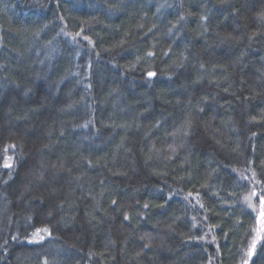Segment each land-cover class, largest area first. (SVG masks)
Masks as SVG:
<instances>
[{"label": "trees", "instance_id": "obj_1", "mask_svg": "<svg viewBox=\"0 0 264 264\" xmlns=\"http://www.w3.org/2000/svg\"><path fill=\"white\" fill-rule=\"evenodd\" d=\"M261 12L0 0V264H264Z\"/></svg>", "mask_w": 264, "mask_h": 264}, {"label": "snow or ice", "instance_id": "obj_2", "mask_svg": "<svg viewBox=\"0 0 264 264\" xmlns=\"http://www.w3.org/2000/svg\"><path fill=\"white\" fill-rule=\"evenodd\" d=\"M260 16H261V18H264V12H261L260 13ZM60 19H63V17H60ZM179 19L182 20L183 19V16H181ZM200 19L202 21L203 20H207V17L206 16H201ZM68 35H72V34L71 33H68ZM74 35L75 36H79V35H81V33L80 32H77ZM84 39L85 40H88V42L90 44L92 43V41H91V39L89 37L85 36ZM148 55L151 56L152 53L149 52ZM201 67H203V65H201ZM147 75H148V77L151 78V77H154L156 75V73L155 72H152V71H149L147 73ZM89 87H90V85H89ZM188 124L190 126L191 121H189ZM12 147H15V146L13 145ZM5 159H6V163L4 164V167L5 168H8V169H11L13 167V164L11 163L12 158L11 157H6ZM169 195H171V194H169ZM188 195L191 196L192 193H188ZM257 195L258 194L255 191H253L251 193V196H257ZM259 198H260V204H261V216H260V224H261V227H260V229H258V233H264V195H260ZM246 200L249 201V206L251 207L252 205L250 203V198H246ZM112 203L115 204L116 202L115 201H112ZM144 207L147 208V207H149V205L146 203L144 205ZM49 215H51V213H49ZM129 219H130L129 216L126 213L124 215V220L125 221H128ZM45 235H51V232H50L49 228H47V227L37 228L35 230V232L33 233L32 238L29 240V243H39V242H41V241L44 240ZM13 239H16V237H13ZM141 239H143V237ZM260 239H261V236L258 234L257 237L251 241V245H250V247L248 248V250L246 252V258L242 260L241 264H249V260L251 259V257L255 253L257 241L260 240ZM148 246L149 245H145V247H148ZM44 264H48L47 260L44 261Z\"/></svg>", "mask_w": 264, "mask_h": 264}]
</instances>
